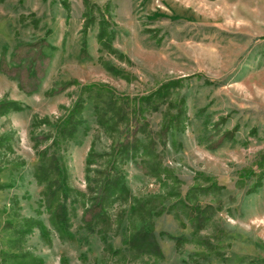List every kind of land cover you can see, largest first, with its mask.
Instances as JSON below:
<instances>
[{"label": "rangeland", "instance_id": "obj_1", "mask_svg": "<svg viewBox=\"0 0 264 264\" xmlns=\"http://www.w3.org/2000/svg\"><path fill=\"white\" fill-rule=\"evenodd\" d=\"M31 42L37 73L0 70V102L20 106L0 115V264H264V0H0V62ZM79 98L60 238L34 178L49 140L32 137ZM126 136L136 150L119 149ZM107 177L127 192L106 201L102 238L81 215ZM142 225L159 255L129 249Z\"/></svg>", "mask_w": 264, "mask_h": 264}, {"label": "trees", "instance_id": "obj_2", "mask_svg": "<svg viewBox=\"0 0 264 264\" xmlns=\"http://www.w3.org/2000/svg\"><path fill=\"white\" fill-rule=\"evenodd\" d=\"M44 44L38 49V51L34 52V55L29 57V53L31 49L35 48V43H28L27 49L24 52V55L19 58L18 61H13L11 66H7L4 63L0 62V70L5 72L6 74H11L15 69H25V72L32 76L37 73L38 62H42V58L45 56L43 52ZM20 47V46H19ZM19 47H16L14 50V55L17 54ZM41 64V63H39ZM98 87H103L101 85H96ZM168 84H165L161 88H158L154 92L153 95L145 99L146 101L152 102L153 98H162L164 96L163 90H166ZM23 87V86H22ZM85 89H90L86 88ZM168 90V89H167ZM166 90V91H167ZM138 99V100H137ZM142 99L136 98L134 100L135 104L133 107L135 112L131 116V120L128 121L127 127H132L131 135L135 134L141 128L138 127L135 116L140 114V111L143 109L142 107ZM84 100L79 98L74 104L71 106L69 112L61 119L53 122V134L49 132H41L39 134H35L32 139L35 141V145H40L42 142L49 140L48 144H45L43 149L37 150L36 155L39 160V164L37 166L36 172L34 173V178L36 183L42 186L41 200L43 204L46 206L49 211L50 217L49 220L51 224L55 227L58 236L61 238L70 237L69 227H70V217L67 206L65 203L59 201L56 204H53V201L56 195L59 193L64 198H68L72 194V188L67 183V169L61 161V156L59 151L63 147L64 143H67L69 139H71L76 132L77 128L81 125L83 118L81 115L83 109ZM113 103H108L107 110L111 112L113 115H118L121 112L114 111L113 107L110 105ZM20 109V106L15 101H1L0 102V115H3L10 111H17ZM121 110V109H120ZM123 111V110H122ZM124 112V111H123ZM123 115V114H120ZM38 121L33 120L32 125L35 127ZM44 122V121H43ZM45 123L49 125L51 122L45 119ZM105 123V122H104ZM167 129V128H166ZM165 130V129H164ZM136 139H130L129 136L124 138V141L121 142L119 149H128L130 146L136 148L135 141ZM143 144V143H142ZM135 145V146H134ZM142 150L139 152L140 154H146V147L141 146ZM131 148V149H132ZM133 148V149H134ZM138 152V150H137ZM149 155V154H148ZM258 167L262 160H258ZM264 167V166H263ZM264 169V168H263ZM262 169V170H263ZM263 172V171H262ZM251 175H257L254 170H249L246 172L245 176L250 177ZM127 192L126 185L123 182V179L120 177H113L112 179L107 177L102 182L97 190H90L89 197L92 199L91 203L88 206H84L81 215V222L83 226L86 228H94L97 227V232L100 233V237L105 238V230H101L106 225H110L109 217L106 213L105 204L106 201L112 197H120L124 193ZM80 195L82 193L78 192ZM139 206V204H138ZM137 206H134L132 210H136ZM197 210V209H195ZM199 214V211L197 212ZM100 225V227L98 226ZM143 226V227H142ZM137 229L129 238L128 247L132 249L135 247L136 249H143L142 251H149L150 253H158L160 254V249L157 247V241L155 240L154 234L149 230L148 225H142ZM42 227V226H40ZM30 231V228H26V232ZM42 234H44V228H41ZM134 249V248H133ZM34 262V261H33ZM40 262H38L39 264Z\"/></svg>", "mask_w": 264, "mask_h": 264}]
</instances>
